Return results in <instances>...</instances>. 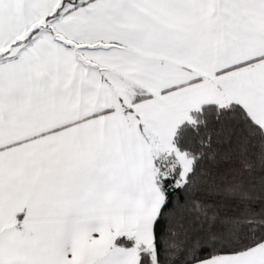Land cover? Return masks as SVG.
<instances>
[{
    "label": "snow or ice",
    "instance_id": "obj_1",
    "mask_svg": "<svg viewBox=\"0 0 264 264\" xmlns=\"http://www.w3.org/2000/svg\"><path fill=\"white\" fill-rule=\"evenodd\" d=\"M0 264H264V0H0Z\"/></svg>",
    "mask_w": 264,
    "mask_h": 264
}]
</instances>
